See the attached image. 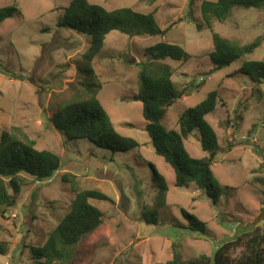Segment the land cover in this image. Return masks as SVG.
<instances>
[{
  "label": "rangeland",
  "instance_id": "374dc122",
  "mask_svg": "<svg viewBox=\"0 0 264 264\" xmlns=\"http://www.w3.org/2000/svg\"><path fill=\"white\" fill-rule=\"evenodd\" d=\"M72 1L0 0L2 6L17 3L22 12L0 26V139L17 127L36 141L38 150L61 158L60 170L49 180L24 175L27 182L17 205L6 210L7 218L0 215V240L7 245L0 264L35 262L30 248L43 246L70 211L74 183L78 190H97L109 200H92L104 213L103 223L76 246L73 264H157L176 255L183 262L199 255L213 257L222 245L245 235L239 230L249 227L264 204V84L236 74L246 61H264V41L253 54L221 70H213L208 55L214 32L239 46L264 38V8H234L227 22L215 20L209 29L201 14L203 0H193L192 12L191 0H88L111 11L155 13L162 30L173 25L165 36L130 38L112 32L89 61L92 37L58 27ZM160 42L179 45L191 56L165 61L175 70V90L187 91L168 108L162 122L166 130L179 131L180 115L220 89L223 101L206 117L220 149L211 156L204 152L197 131L185 140L193 158H211L220 187L217 204L195 184L175 186L173 169L155 153L145 130L143 104L135 101L137 64L147 61L146 48ZM87 86L99 89L98 99L116 130L140 148L113 155L88 140L66 142L52 116L75 95L86 99L91 93ZM153 169L169 187L160 207ZM184 213L196 216L203 226L192 225ZM257 228L264 231V220Z\"/></svg>",
  "mask_w": 264,
  "mask_h": 264
},
{
  "label": "trees",
  "instance_id": "16d2710c",
  "mask_svg": "<svg viewBox=\"0 0 264 264\" xmlns=\"http://www.w3.org/2000/svg\"><path fill=\"white\" fill-rule=\"evenodd\" d=\"M193 5L194 1L191 0V12ZM234 8L261 10L264 8V0H203L201 14L204 25L212 29L215 20L219 23L227 22ZM15 16H22L17 3L0 5V26ZM172 26L160 29L155 13L142 14L130 8L111 11L101 5L91 4L88 0H73L58 22L61 29L92 37L86 57L89 61L102 51L106 37L112 32L118 31L130 38L165 36ZM199 28L201 29L200 26ZM263 41L264 38L259 37L248 45L239 46L214 32L213 51L208 55L214 66L213 70H221L253 54L262 46ZM144 56L147 61L137 64L140 72L135 99L143 104L145 130L155 153L173 169L175 186L195 184L199 189L205 190L214 204H217L220 187L211 169L212 160L210 157L193 158L185 146V140L197 131L204 152L211 156L220 149L218 135L206 119L218 103L223 101L220 89L213 90L202 102L180 115L179 131L166 130L162 122L167 116L168 108L175 100L184 97L187 91L175 90L172 81L175 70L165 61H187L191 56L183 47L166 42L146 48ZM86 72L93 74L92 69ZM236 74L249 77L256 85H263L264 61H246ZM87 88L91 93L86 99L75 95L52 116L54 127L64 135L66 142L88 140L113 155L140 148V143L122 136L116 130L110 115L98 99L99 89L92 90V86ZM36 145V141L17 127L1 136L0 215L3 218H7V209L17 205L22 188L27 182L24 175L37 181H45L53 178L61 168L59 155L48 150H38ZM153 171L159 190L157 206L160 207L169 187L165 178L155 169ZM73 190L76 195L70 211L50 233L43 246L30 248L35 259L33 264H73L76 246L102 225L104 213L92 204V200L108 201V196L97 190H78L75 183ZM184 214L192 225L203 226V222L196 216ZM238 250L239 254L231 259L230 255ZM6 253L7 245L0 240V254ZM157 264H264V231L257 228L236 241L224 244L213 257L199 255L192 261L183 262L176 255L172 261Z\"/></svg>",
  "mask_w": 264,
  "mask_h": 264
},
{
  "label": "water",
  "instance_id": "95a60500",
  "mask_svg": "<svg viewBox=\"0 0 264 264\" xmlns=\"http://www.w3.org/2000/svg\"><path fill=\"white\" fill-rule=\"evenodd\" d=\"M135 101H138V99H135ZM264 220V204H263V207L260 211V213L258 214V216L254 219L253 222L249 223V227H244V228H241L239 231L242 233V234H246V233H250V232H253L255 231V228ZM238 237L234 238L231 242L233 241H236ZM226 244V243H225ZM223 246V245H222ZM221 246V247H222ZM220 247V248H221Z\"/></svg>",
  "mask_w": 264,
  "mask_h": 264
}]
</instances>
